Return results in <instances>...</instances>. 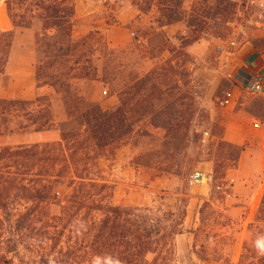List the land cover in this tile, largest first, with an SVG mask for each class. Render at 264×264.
<instances>
[{
  "label": "rangeland",
  "instance_id": "obj_1",
  "mask_svg": "<svg viewBox=\"0 0 264 264\" xmlns=\"http://www.w3.org/2000/svg\"><path fill=\"white\" fill-rule=\"evenodd\" d=\"M38 4L39 0H12L11 15L17 23L25 16L29 20L31 14L43 13ZM44 4L69 9L62 0ZM75 6L74 39L96 32L95 38L108 43L110 53L91 44L79 50L68 59L69 67L77 69L72 75L79 78L68 81L71 89H56L37 80V72H46L43 68L51 59L45 57L46 45L37 44L41 31L36 20H29L33 28L17 27L34 33L33 73L36 87L42 89L31 99L14 97L5 66L0 68V99H41L39 104L51 105L55 124L39 133L17 130L10 122L8 126L16 130L0 135V148L57 142L63 131L80 127L89 111L121 112L122 122L111 123L115 136L108 146L79 144L77 151L67 147L68 154L77 152L71 160L81 172L87 173L83 170L87 168L89 177L106 183L114 205L185 214L184 230L195 234L176 237L175 264H264V169L247 182H234L228 176L238 168L239 149L260 145L264 150V130L252 128L255 120L264 124V95L241 88L239 104H219L226 92L240 86L229 76L231 64L224 57L245 42L264 52V0H75ZM4 9L10 17L7 6ZM116 35L121 42H112ZM79 57V64H74ZM48 73L56 74L54 68ZM85 73L95 80L87 81ZM106 89L108 95L103 94ZM234 119L235 128L238 122L249 127L241 146L226 139L228 121ZM176 124L182 129L171 131ZM9 165L14 167L11 161ZM197 172L211 173L213 179L192 183ZM58 191L61 196L56 194L60 198L50 208L53 213L60 212L70 189L59 186ZM14 200L10 204L14 214L31 205L29 201L16 205ZM206 201L212 202V208L203 213L202 232L200 211ZM1 242V262L30 264L22 245L14 253L8 252L12 244L6 237ZM197 251L204 252L206 260Z\"/></svg>",
  "mask_w": 264,
  "mask_h": 264
},
{
  "label": "trees",
  "instance_id": "obj_2",
  "mask_svg": "<svg viewBox=\"0 0 264 264\" xmlns=\"http://www.w3.org/2000/svg\"><path fill=\"white\" fill-rule=\"evenodd\" d=\"M45 1L48 0H39L38 4L43 13L29 17L30 21L36 20L41 31L37 34L38 46L44 43L47 47L45 57L51 59L43 68L46 72H37V80L39 84L44 80V85L56 89H71L68 81L79 77L72 75L77 69L69 67L71 61L68 59L90 44L101 48L106 55L111 48L95 38L96 32L79 41L74 39L75 0H62L69 3V9L65 10L46 6ZM5 4L15 28L35 27L26 16L17 23L11 15L12 0H5ZM52 32H56V36L50 35ZM13 40V30H0L1 70L8 63ZM60 58L65 59L62 62ZM78 60L80 57L74 64H79ZM52 68L55 76L48 73ZM82 75L87 81L95 80L89 73ZM39 103L41 99H0V135L16 130L8 126L10 122L17 130L33 129L39 133L51 130L55 124L51 105ZM87 113L80 127L62 132L60 141L0 148V244L6 237L12 244L8 252L14 253H18L22 245L28 251L30 264H110V261L116 264H175L176 237L195 234L193 230H184L186 215L178 216L163 209L114 205L106 194L109 186L89 177L87 168L83 169L87 172L83 174L72 161L77 153L76 145L108 146V141L115 136L112 121L122 122L121 112L117 115L102 111L98 115ZM181 129L182 124L171 127L174 132ZM118 134L120 138L122 134ZM70 143L74 147H70ZM67 147L76 151L68 154ZM10 161L14 167L9 165ZM60 166L63 170H59ZM59 186L68 187L70 192L63 197L60 212L53 213L50 208L56 198H60L56 196H61L60 191L55 192ZM11 199H15L16 205L23 201L31 205L14 214L10 208ZM207 208H212L211 201H206L200 211L202 232L205 227L203 213ZM196 254L202 261L206 260L204 252ZM0 264L4 263L0 261Z\"/></svg>",
  "mask_w": 264,
  "mask_h": 264
},
{
  "label": "crops",
  "instance_id": "obj_3",
  "mask_svg": "<svg viewBox=\"0 0 264 264\" xmlns=\"http://www.w3.org/2000/svg\"><path fill=\"white\" fill-rule=\"evenodd\" d=\"M0 5L6 6L5 2H0ZM0 30L4 32L11 30L14 31V40L10 51V58L6 65L7 73L11 79L12 88H15V90L11 93L14 97L31 99L39 94L42 89L36 87L34 80V33L30 29H27V31L16 29L12 24L10 17L6 13L4 18H2V21H0ZM112 38L113 43L121 42L119 35ZM224 59H227V61L231 64L232 69L229 76L232 79L236 78L238 84H240V86L234 90V98L231 102V104L234 103V105H236L241 101L240 94L242 91L241 88H244L242 85L244 77H250L253 74L264 72V52L258 51L251 42H245L241 44L232 55L227 58L224 57ZM221 80L222 78H220V80L215 84V87L219 86ZM20 84H27V87L18 88L17 86ZM236 97L237 99L235 100ZM230 122L231 126L226 132V139L239 146L244 145L245 141H247V135L250 132L249 127L244 123L239 124L238 122V125L235 128L232 123H236L235 119L233 121H228V123ZM252 128H254V130L261 131L259 129H255L253 124ZM262 130H264V128ZM263 169L264 150L261 149L260 145H255L242 151L238 168L234 173H230L228 176L232 178L234 182L236 180L239 183L240 180L243 179H245V181L242 182H247L250 178H258L259 174L263 172ZM238 186L239 185H236L234 190L236 189L237 191L239 188Z\"/></svg>",
  "mask_w": 264,
  "mask_h": 264
},
{
  "label": "built area",
  "instance_id": "obj_4",
  "mask_svg": "<svg viewBox=\"0 0 264 264\" xmlns=\"http://www.w3.org/2000/svg\"><path fill=\"white\" fill-rule=\"evenodd\" d=\"M132 36H135V33H132ZM232 44L235 45L236 42L233 41ZM242 85L245 88V91L249 94H252V95L264 94V72L253 74L250 77H244ZM103 94L108 95L109 91L106 89L103 91ZM233 98H234L233 92H226L225 97L219 101V104L222 107H227L228 105L231 104ZM252 124L256 129H259V130L263 129V126H264V124L259 120L253 121ZM208 134L209 133H205V136H208ZM212 179H213V176L211 173L197 172L192 177L191 182L192 183L209 182Z\"/></svg>",
  "mask_w": 264,
  "mask_h": 264
},
{
  "label": "bare ground",
  "instance_id": "obj_5",
  "mask_svg": "<svg viewBox=\"0 0 264 264\" xmlns=\"http://www.w3.org/2000/svg\"><path fill=\"white\" fill-rule=\"evenodd\" d=\"M4 10H5L4 6L0 5V20H2V18H4V16H5V11Z\"/></svg>",
  "mask_w": 264,
  "mask_h": 264
},
{
  "label": "clouds",
  "instance_id": "obj_6",
  "mask_svg": "<svg viewBox=\"0 0 264 264\" xmlns=\"http://www.w3.org/2000/svg\"><path fill=\"white\" fill-rule=\"evenodd\" d=\"M110 264H116V262H111V261H110Z\"/></svg>",
  "mask_w": 264,
  "mask_h": 264
}]
</instances>
